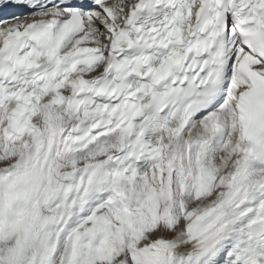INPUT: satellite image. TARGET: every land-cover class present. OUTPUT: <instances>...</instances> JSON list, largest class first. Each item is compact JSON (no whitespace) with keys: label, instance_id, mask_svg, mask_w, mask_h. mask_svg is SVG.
<instances>
[{"label":"snow or ice","instance_id":"obj_1","mask_svg":"<svg viewBox=\"0 0 264 264\" xmlns=\"http://www.w3.org/2000/svg\"><path fill=\"white\" fill-rule=\"evenodd\" d=\"M0 264H264V0H0Z\"/></svg>","mask_w":264,"mask_h":264}]
</instances>
